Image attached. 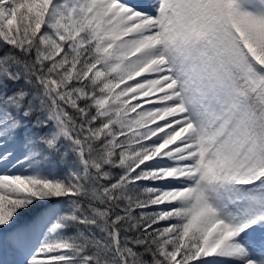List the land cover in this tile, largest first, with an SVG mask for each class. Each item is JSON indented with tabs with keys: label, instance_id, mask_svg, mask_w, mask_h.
<instances>
[{
	"label": "snow or ice",
	"instance_id": "1",
	"mask_svg": "<svg viewBox=\"0 0 264 264\" xmlns=\"http://www.w3.org/2000/svg\"><path fill=\"white\" fill-rule=\"evenodd\" d=\"M0 264H264V0H0Z\"/></svg>",
	"mask_w": 264,
	"mask_h": 264
}]
</instances>
